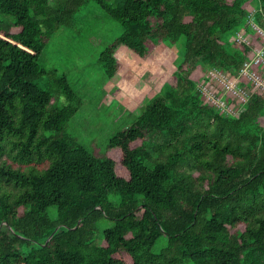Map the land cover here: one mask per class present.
<instances>
[{
    "label": "trees",
    "instance_id": "1",
    "mask_svg": "<svg viewBox=\"0 0 264 264\" xmlns=\"http://www.w3.org/2000/svg\"><path fill=\"white\" fill-rule=\"evenodd\" d=\"M90 2L122 28L98 56L107 78L121 46L177 55L101 156L66 130L82 106L68 79L38 64ZM0 14L14 19L0 21V264H264V95L226 113L191 78L238 76L254 43L231 38L255 39L251 21L264 34V0H0Z\"/></svg>",
    "mask_w": 264,
    "mask_h": 264
},
{
    "label": "rangeland",
    "instance_id": "2",
    "mask_svg": "<svg viewBox=\"0 0 264 264\" xmlns=\"http://www.w3.org/2000/svg\"><path fill=\"white\" fill-rule=\"evenodd\" d=\"M253 11L251 7L250 16ZM0 21L14 23L11 16L1 14ZM251 28L256 38L248 34L243 37L249 46L254 43L249 59L264 45V34ZM11 31L17 33L19 28L12 27ZM121 32L116 21L90 2L73 29L60 28L52 34L38 59L41 68L64 75L82 100L81 108L68 122L66 130L95 156L103 154L110 137L127 128L140 109L161 92L164 83L174 82L176 49L162 44L153 46L144 59L121 46L115 53L117 72L107 78L100 68L98 56ZM235 44L239 46L238 42ZM258 73L264 78L263 68ZM191 78L197 82L205 102L226 113H236L239 105L254 92L249 76L241 74L232 78L228 74L205 72L197 67ZM231 80L235 92L226 88ZM61 103H65L63 97ZM109 226L105 224V227Z\"/></svg>",
    "mask_w": 264,
    "mask_h": 264
},
{
    "label": "built area",
    "instance_id": "3",
    "mask_svg": "<svg viewBox=\"0 0 264 264\" xmlns=\"http://www.w3.org/2000/svg\"><path fill=\"white\" fill-rule=\"evenodd\" d=\"M252 15V14H251ZM251 27L257 29L261 34H263L256 26H254L251 21ZM245 35L244 30H240L234 37V42H238V45H249L248 40L243 38ZM260 68L264 69V45L260 50H257L254 53L253 58H248L246 62H244L243 67L238 73L244 76H249L251 80L253 91L258 92L260 94L264 93V78L262 73H258ZM218 73V72H217ZM221 75V74H219ZM233 78V77H232ZM227 89L235 92V86L231 81L227 82ZM253 93V92H252ZM264 95V94H263ZM246 100V99H245Z\"/></svg>",
    "mask_w": 264,
    "mask_h": 264
}]
</instances>
